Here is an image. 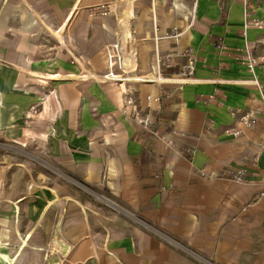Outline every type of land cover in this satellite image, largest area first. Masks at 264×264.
Here are the masks:
<instances>
[{
  "label": "crops",
  "instance_id": "crops-1",
  "mask_svg": "<svg viewBox=\"0 0 264 264\" xmlns=\"http://www.w3.org/2000/svg\"><path fill=\"white\" fill-rule=\"evenodd\" d=\"M246 2L260 27L244 29V0H0V140L13 150L0 154V264H264L263 114L239 121L262 109L264 0ZM54 31L75 61L38 53ZM251 41L259 87L245 82ZM110 43L119 83L102 79ZM189 60L188 82L145 80ZM24 141L36 159L22 189Z\"/></svg>",
  "mask_w": 264,
  "mask_h": 264
},
{
  "label": "built area",
  "instance_id": "built-area-1",
  "mask_svg": "<svg viewBox=\"0 0 264 264\" xmlns=\"http://www.w3.org/2000/svg\"><path fill=\"white\" fill-rule=\"evenodd\" d=\"M245 4V13H244V29L249 26L253 27H260L262 25V21L251 17L250 14V5L244 0ZM243 29V34L245 33V30ZM172 37L176 36V34H171ZM258 41H251L247 42L245 49H244V63L247 66L248 71L252 74L251 78L248 81H245L246 83H251L259 87V82L254 74V68L257 63L256 57L253 55L252 49L254 48V45H256ZM218 46L222 47L221 44H218ZM191 53V50L186 51V55ZM104 55L106 60V71L102 74V79L105 81H110L113 83H119L123 80L127 79L125 76L122 75V73L117 72L122 69V56L119 52V45L118 43H110L104 47ZM193 71H194V64L191 60H189L183 69L177 74V76L174 77H158V75L147 77L145 80H164V81H172L176 84H182L185 82H188L193 79ZM149 98V97H147ZM129 103H131V99L127 100ZM261 107L262 109L253 108L252 111L243 114L240 116L239 121L241 123L247 124V125H253L258 122V114H263V122H264V96H261ZM133 103V102H132ZM145 121V120H144ZM227 133H229L232 136H236L239 134L238 130H226ZM225 176H228V178L240 181L242 182L244 180L243 174L244 170H237L236 172H233L231 170L223 173Z\"/></svg>",
  "mask_w": 264,
  "mask_h": 264
},
{
  "label": "rangeland",
  "instance_id": "rangeland-1",
  "mask_svg": "<svg viewBox=\"0 0 264 264\" xmlns=\"http://www.w3.org/2000/svg\"><path fill=\"white\" fill-rule=\"evenodd\" d=\"M56 25H57V23H53L54 29H55ZM55 31L52 33H49L47 35H44V34L42 35L43 37L40 39L38 53L43 54V51L48 50L49 53L51 52V56L53 58L57 57L59 59H61L62 57H64V55H66V53H68L70 60L75 61V57L73 56L72 51H76V50L72 49L70 47V45H69L70 40L67 39L68 35L61 33V32L60 33L57 32L58 35H56L57 33H55ZM102 55H104V47L102 49ZM103 59H105V55L103 56ZM105 62H106V60H105ZM105 71H106V64H105L104 72ZM26 134H27V136H26V138H27L29 136V131ZM34 148L35 147L33 144H30L29 142H26V141H24V143L20 145L19 149L15 148V153L18 154V161L16 162L15 167L20 168L18 181L21 184L22 189L27 185V179L29 177V164H30V162H33V160L36 159ZM12 152H13L12 147L4 145V142L0 140V154L12 153ZM37 156H38V154H37ZM55 173L58 174L59 171H56ZM49 174L54 175L52 172H49ZM56 177L58 180L62 179V177H58V176H56ZM66 180H67V178H66ZM4 182H5V185H7L8 179H6ZM68 182L70 184H73L70 181H68ZM74 182H75V184L80 185L76 181H74ZM38 183H40L44 186V184H46V183L49 184L50 181H49V179L45 180L44 176L42 177V179H39V176H38ZM80 186H82V185H80ZM7 187H9V186H7ZM83 188L85 189V187H83ZM27 199H28V194L25 195V194L21 193V200L20 201H22V202L27 201ZM8 200H10L8 194H0V201H8ZM40 259L42 261L40 264H43L44 260H46V258H44V259L40 258ZM25 263H27V262H25Z\"/></svg>",
  "mask_w": 264,
  "mask_h": 264
},
{
  "label": "bare ground",
  "instance_id": "bare-ground-1",
  "mask_svg": "<svg viewBox=\"0 0 264 264\" xmlns=\"http://www.w3.org/2000/svg\"><path fill=\"white\" fill-rule=\"evenodd\" d=\"M75 5H76V4H75ZM73 7H74V6H73ZM72 10H73V9H72ZM61 27H62V26H61ZM61 27H60V28H61ZM128 29H129V28H128ZM60 32H61V31H60ZM60 32H59V33H60ZM55 33H57V32H55ZM56 35H58V33H57ZM44 73H45V72H44ZM47 73H48V72H47ZM47 75H48V77H50V78H51V77L54 78V77H58V76H59V74H55V73H53V72H52V73H48ZM46 77H47V76H46ZM27 236H28V235H27ZM24 242H25V241H24ZM24 242H23V243H24ZM21 243H22V242H21ZM21 243H20V244H21ZM25 244H26V243H25ZM21 245H22V244H21ZM2 256H3L4 258H6V259L8 258L6 255H2ZM12 263H13V262H12Z\"/></svg>",
  "mask_w": 264,
  "mask_h": 264
}]
</instances>
